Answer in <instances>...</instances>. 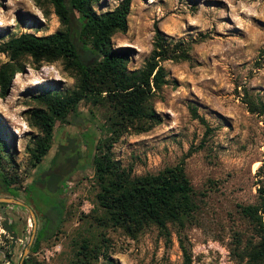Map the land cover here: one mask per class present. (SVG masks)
<instances>
[{"label":"rangeland","instance_id":"1","mask_svg":"<svg viewBox=\"0 0 264 264\" xmlns=\"http://www.w3.org/2000/svg\"><path fill=\"white\" fill-rule=\"evenodd\" d=\"M119 2L97 0L93 8L103 13ZM127 22V31L115 33L111 42L128 54L129 71L143 67L155 28L173 44L189 48V59L161 63L167 83L152 99L160 122L146 132L124 128L112 144L113 159L135 176L155 175L182 163L195 192L192 218L183 227L170 224L168 236L154 226L134 238L122 229L104 227L97 221L98 186L87 166L60 182L56 193L36 186L34 202L27 199L23 189L38 169L29 156L39 135L29 119L36 107L32 97L46 91L66 93L76 80L62 60L37 65L25 57L22 72L14 75L8 93L0 95L1 134L7 145L0 146L1 168L21 190L18 200L35 215V208L45 210L58 195L62 217L55 235L31 253L28 244L35 238L37 217L34 223L26 207L0 203V257L12 264L25 256L37 264H72L87 240L93 264H254L248 254L257 238L243 207L255 205L264 188V113L249 108L264 109V0H131ZM59 29V19L45 1L0 0V45L22 33L46 36ZM7 61L0 52V65ZM191 107L198 119L192 118ZM77 113L85 124L74 116L57 122L51 149L40 165L48 166L69 137L81 143L87 129L100 138L109 136L107 105L82 101ZM81 149L87 156V149ZM11 222L23 228L22 239L3 228Z\"/></svg>","mask_w":264,"mask_h":264},{"label":"trees","instance_id":"2","mask_svg":"<svg viewBox=\"0 0 264 264\" xmlns=\"http://www.w3.org/2000/svg\"><path fill=\"white\" fill-rule=\"evenodd\" d=\"M34 1L37 4L45 1L53 7L61 29L46 36L22 33L0 45V52L8 57V61L0 65V95L4 97L8 93L14 75L22 72L21 61L25 57H30L37 65L62 60L76 85L66 93L46 91L32 97L36 107L29 112V119L39 135L33 138L29 156L32 167L38 169L35 180L23 190L25 196L34 202L32 195L36 186L56 193L60 182L87 166L98 186L96 200L101 215L97 221L100 225L122 229L133 238L151 226L164 236L169 235L170 224L183 227L196 210L195 192L183 164L155 175L135 176L130 168L121 167L113 159L111 147L124 128L146 132L160 122L152 99L167 83L161 63L188 60L189 48L173 44L155 28L153 48L143 67L129 71L128 54L115 49L111 39L115 33L127 31L131 0H121L113 10L103 13L93 8L97 0ZM82 101L107 105L111 109L107 123L109 136L100 138L98 133L87 129L81 143L69 137L66 143L58 146L48 166L40 165L51 149L57 122L67 123L68 117L74 116L77 123L85 124L86 120L77 113ZM249 108L252 112L264 113V109ZM190 114L193 119L199 118L193 107ZM1 131L0 126V146L7 148ZM82 146L87 149V156ZM0 179L5 190L18 199L16 190H9L15 179L4 174L1 159ZM243 212L253 223L257 238L250 246L248 257L254 264H264V188L259 189L258 202L243 207ZM35 213L38 228L31 253H36L41 243L52 238L59 228L62 217L59 196L45 210L35 208ZM3 228L12 238L24 237L23 228L15 222L4 223ZM94 258L89 241L83 240L72 264H93ZM22 264L37 263L27 257Z\"/></svg>","mask_w":264,"mask_h":264},{"label":"flooded vegetation","instance_id":"3","mask_svg":"<svg viewBox=\"0 0 264 264\" xmlns=\"http://www.w3.org/2000/svg\"><path fill=\"white\" fill-rule=\"evenodd\" d=\"M16 185H17V183H12V184H10V186H9V190H11V192H13V190H16V193L18 194V199H22V197H21V194H22V193H21V190L18 189V188L16 187ZM0 189H1V190H4V192H5V193L0 192V196L3 195L4 198H13L12 195H10V193L7 192V191L5 190V187L3 186V182L1 181V179H0ZM7 189H8V188H7ZM23 190H24V189H23ZM13 199H14V198H13ZM18 199H16V200H18ZM33 241H34V240H32V242H31L30 245L28 244V247H31V246H32ZM27 257H28V256H25L24 258H22L20 264H22L23 261H24ZM0 264H12V261L4 262V261L2 260V258L0 257Z\"/></svg>","mask_w":264,"mask_h":264},{"label":"water","instance_id":"4","mask_svg":"<svg viewBox=\"0 0 264 264\" xmlns=\"http://www.w3.org/2000/svg\"><path fill=\"white\" fill-rule=\"evenodd\" d=\"M14 147L16 148V144H14ZM0 203L15 204V205H20V206L26 207L31 212V214L33 216L34 223H35L36 215L33 213L31 208L28 207L27 205H25L23 202L16 200V199H13V198H0ZM33 234H34V231H33ZM32 239H33V235L31 237V241H30L29 245L31 244ZM25 252H27V250Z\"/></svg>","mask_w":264,"mask_h":264}]
</instances>
